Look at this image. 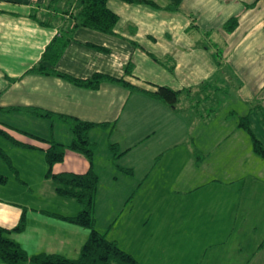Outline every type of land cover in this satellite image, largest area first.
Instances as JSON below:
<instances>
[{
    "label": "crops",
    "instance_id": "1",
    "mask_svg": "<svg viewBox=\"0 0 264 264\" xmlns=\"http://www.w3.org/2000/svg\"><path fill=\"white\" fill-rule=\"evenodd\" d=\"M152 1L159 8L108 0L118 15L108 34L73 27L69 0H0V129L38 147L0 135L26 149L22 160L30 168L37 157L49 193L69 200L45 177L48 145L34 137L71 144L73 133L58 115L95 124L88 137L99 178L96 227L140 264H264V157L239 123L246 118L264 146L255 108L264 106V0ZM172 4L178 10L166 9ZM233 17L236 27L225 30ZM60 36L69 41L46 69L117 80L91 88L32 72ZM157 86L178 91L175 106L145 92ZM88 167L84 155L66 149L52 171ZM0 196V226L13 228L25 211L24 230L9 236L27 254L77 257L88 229L55 214L76 215L78 204L58 200L26 214L4 190Z\"/></svg>",
    "mask_w": 264,
    "mask_h": 264
},
{
    "label": "trees",
    "instance_id": "2",
    "mask_svg": "<svg viewBox=\"0 0 264 264\" xmlns=\"http://www.w3.org/2000/svg\"><path fill=\"white\" fill-rule=\"evenodd\" d=\"M70 5H73L74 11L71 13L73 18V27H86L103 33L111 34L118 21V15L107 6L108 0H69ZM128 3L148 4L155 8L159 6L152 0H122ZM168 10H178V4L167 6ZM237 25L236 18H230L225 24L224 29L227 31L233 30ZM69 38L54 37L47 45L43 55L42 62L31 68L35 73H52L57 74L68 81L82 85L85 87L96 88L103 80H117L108 75L95 73L90 78L76 79L67 74L57 72L55 70L46 69L44 62L54 65L61 54L63 53ZM127 74H130V69H125ZM129 89H137L122 79H119ZM144 91V90H142ZM153 98L162 101L170 106H175L178 100V91L167 87L157 86L154 91H145ZM259 114L260 123L264 127V106L259 104L255 106ZM2 109V108H1ZM10 110V109H9ZM29 112L42 117H51L52 112L43 111L37 108H29ZM59 119L67 123L73 133L71 144L64 145L55 142L54 140L46 141L38 137L35 140L46 142L45 160L47 170L45 177L52 179L55 185V192L62 197L74 199L80 205V210L76 215L66 216L55 214L75 225L87 228L89 231L86 241L80 248L79 255L75 258H70L56 253H38L29 255L27 252L9 236L11 232L21 231L25 228L26 218L25 211L18 223L11 229L0 226V263L1 264H140L136 258L130 253L121 249L115 240H110L107 237V231L101 232L96 228L94 217V207L96 201V193L98 189L99 178L92 166V157L95 150V143L90 141L88 137L89 130L95 124L81 121L67 115H58ZM240 125L250 134L254 150L264 157V146L256 138L250 130V126L246 118L240 119ZM2 134L11 139L12 142L25 147H38L35 144L20 142L15 137L0 129ZM17 131V130H16ZM25 134V133H24ZM28 135V134H25ZM66 149L74 150L86 157L89 162V167L85 172L77 173L72 171H64L55 173L52 167L55 163L61 162L64 159ZM117 157V156H116ZM0 159L11 165L9 155L0 146ZM7 176L0 173V183H5Z\"/></svg>",
    "mask_w": 264,
    "mask_h": 264
},
{
    "label": "rangeland",
    "instance_id": "3",
    "mask_svg": "<svg viewBox=\"0 0 264 264\" xmlns=\"http://www.w3.org/2000/svg\"><path fill=\"white\" fill-rule=\"evenodd\" d=\"M2 145L4 146L3 148L4 151L9 155L11 159V165L0 159V173L7 176L6 182L0 183V190H4L5 192L4 197L26 207L25 209L26 214L30 212L32 208L35 210L38 209L40 205H47V207H53V205L57 204L58 200H68V199H61L55 194H53L52 196L49 193L48 187L44 184V180H43L44 178L42 171H44L45 169L43 168L42 170V168H40L38 164H37V168L34 167L38 162L37 157L32 156L30 162L33 163L31 165L33 168L32 167L30 168L29 164L25 165V162L22 160L23 157L22 154L23 152L26 151V149H22L17 146L11 145L5 137L0 135V146ZM35 161L36 163H34ZM45 164L47 163H45V159L43 157V167L45 166ZM40 187H42V191H43L42 194L41 192H38V190H40ZM69 200H71V202L75 204H78L77 206H80L79 203H77L75 200L73 199H69ZM5 201L6 200H4V202ZM2 204L5 203L0 201V205ZM24 236L26 237V239H28L26 234ZM165 238H169L171 241H173L176 244L178 243L176 234H168V236L165 235ZM172 264H177V263L176 261H174Z\"/></svg>",
    "mask_w": 264,
    "mask_h": 264
}]
</instances>
